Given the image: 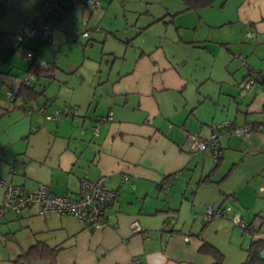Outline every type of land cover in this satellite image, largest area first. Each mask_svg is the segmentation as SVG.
Segmentation results:
<instances>
[{
	"label": "crops",
	"instance_id": "obj_1",
	"mask_svg": "<svg viewBox=\"0 0 264 264\" xmlns=\"http://www.w3.org/2000/svg\"><path fill=\"white\" fill-rule=\"evenodd\" d=\"M53 1L0 0V53L4 44L13 53L20 49L25 38L18 42L17 34L24 25L37 24L36 19L28 20L41 7L70 15L77 6L66 11L69 0H56L59 7H53ZM113 1L99 0L93 9L79 5L80 15L89 23L101 6L110 8ZM124 1L122 28L115 33L109 29L106 34L118 41L120 56L114 55L113 49L104 52L112 59L110 70L115 67L116 74L101 83L97 90L102 93L94 94L93 104L89 103L83 114L78 108L82 101L70 97L67 102L63 97L59 104L56 93L47 92L49 82L65 81L59 79L57 68L53 77L43 75L36 81L34 87L43 94L35 103L50 100L57 107H73L74 116L45 120L40 112L28 114L20 106L21 98L11 104L0 98V122L5 121L0 123V202L2 182L22 185L28 191L44 184L53 194L76 196L82 178L95 180L107 175L106 186L117 192L107 209L108 224L93 229L69 215L40 214L36 206L19 214L8 213L0 220V264H12L37 242L64 248L55 263L22 264H212L214 259L199 251L205 242L223 253V264H251L242 259L238 248L236 259H230L234 254L228 255L216 237L234 225L231 216L238 214L254 227L249 236L264 241V0H216L212 7L197 10H184L180 0H146L145 4L160 5L134 11L133 18L127 15ZM101 20H95L92 27H98ZM47 22L46 18L42 30L37 28L45 34L39 33L42 39L51 31H44ZM223 30H227L225 37H217L223 40L217 43L237 65L230 71L226 64L227 73L220 70L216 77L208 34ZM53 38L54 31L49 40ZM202 54L212 58L207 67L199 64L206 60ZM34 57L44 62L36 54ZM11 58L0 57V70L7 72L1 82L8 87L6 91L16 93L30 62L21 71ZM250 69L258 71L261 79L246 87ZM209 80L217 84L214 92L212 87V92L206 88ZM109 112L111 118L103 120ZM224 122L256 127L246 139L221 134L220 160L209 150H192L190 135L208 138L211 126ZM224 169L227 174L217 179ZM238 169L239 176L233 177ZM122 175L127 179L121 180ZM168 175L174 177L163 184ZM175 187L181 190L175 193L180 194L177 207L166 197L160 202V195H169ZM194 203L215 205L225 215L196 225ZM185 205L193 220L189 227L188 218L177 220ZM165 221L169 222L170 237L162 231ZM134 225L139 229L134 230ZM259 263H264V258Z\"/></svg>",
	"mask_w": 264,
	"mask_h": 264
},
{
	"label": "rangeland",
	"instance_id": "obj_2",
	"mask_svg": "<svg viewBox=\"0 0 264 264\" xmlns=\"http://www.w3.org/2000/svg\"><path fill=\"white\" fill-rule=\"evenodd\" d=\"M145 1L146 0H125L124 2H125L127 15L133 18V15L131 14L136 13L134 11H142L149 9L151 5L153 6L152 8H154V5H160L158 2L145 4ZM121 5H122L121 0H114L110 8H108V5L101 6V8L95 12L93 19L89 23L85 18L81 17L79 5L75 7L74 9L75 13L72 12L70 15L69 14L66 15L61 10L53 11L51 8H49V6H43L39 9L38 13L34 14V16H32L30 20H28V22H30L33 19H36L37 24L35 26L38 29L42 30L47 18V20L50 21L47 23L52 25V28L50 29L51 31H48V33L46 34L48 37L42 39L39 33L34 37H27L20 44V49L14 53L12 51L13 49L11 50L8 44H4L2 47L3 51L0 53V57H5L6 59L8 57L11 58V56L13 55V57L11 58L13 64L15 63L16 65H18L19 66L18 68L21 69V71L26 66V62L28 63V60H26L24 56H22V53L27 51H31L34 54H36L38 60H42L45 63L50 62L55 64L59 72V76H60L59 79L60 80L63 79L65 81L64 83H61L60 81L49 82L50 88L48 89L47 92L56 93V97L61 100L59 104L63 103L62 102L63 97H65L67 102H70L69 100L70 97L71 98L73 97L75 100L82 101L81 105L78 108H79V113L83 114L86 111L88 104L90 103V106L93 104L92 98L94 94L95 96H97V94L102 93V91L97 90L101 85V83L105 82V80L108 77L112 79V76L116 74L114 71L115 67L114 70H110V67H112L111 65L113 63L112 59H109V56L105 55L104 52H108V50L113 49L114 55L120 56V52L117 49L118 41L115 40L114 37H111L110 34L108 35L106 34L108 33L107 30L109 29H111L109 32L115 33L114 30L122 28L121 26L122 18L120 17ZM105 10L106 12L104 15ZM143 16L144 15H141L140 20H143L142 18ZM57 18H60L59 19L60 22L58 23L56 21ZM100 18H102L101 20L102 23L98 24V27H95L98 28L99 32H91L89 36L83 37L81 35L82 32L84 30L93 29L92 25L96 24V22L94 21ZM53 31H54V38L51 41L49 40V35ZM191 32L193 33V31ZM226 32L227 30H223L222 32L215 31L216 34L213 36H210L208 34L209 37L208 39H212L211 40L212 42H208L207 44L209 45V48H211V51L214 56L213 63H215L216 65L215 66L216 67L215 73L217 75L216 77H219V74L221 73L220 70L223 71L224 73H227L224 70L226 64L229 66L228 68L230 71L231 70L233 71V68L237 65L235 61H229L230 54H227L224 46H221L217 43L223 41V40L221 41L218 40L217 37L218 38L219 36H221L220 38L225 37ZM118 33L120 37L125 39L122 32H118ZM104 38L107 39V43L106 46L103 47L102 42ZM199 44L200 43H198L197 45ZM201 44H203V42ZM231 46L230 44H227V47H229V49H232ZM202 57H204L206 60L199 61L200 65H204V66L206 65L207 67L210 63H212L211 57L207 58L203 54ZM5 65L6 66L4 68L7 69L8 62ZM15 67L17 69V66ZM237 70L239 71V68ZM199 72H201L202 74V71ZM5 73L7 72H5L4 70L2 71L0 70V98L4 102H8L9 104H11L10 98L7 97L5 94L6 89L8 87L1 82V77L2 75H6ZM207 86L208 87L206 88L210 90V92H212V90L209 87H212L214 92V88L217 86V84L214 81L209 80ZM58 89L61 90L57 91ZM214 95L215 94L213 93L212 98L214 97ZM212 101H215V98ZM50 102L51 104L54 105L52 101ZM1 122H5V121L2 120ZM1 125L2 124H0V126ZM47 125L49 126L50 124ZM209 163H210L209 165L212 164L211 161ZM240 170L241 169H238V171L233 175V177L239 176ZM225 171L226 169L218 173L216 175V178L218 179L220 176H222V173L225 174ZM249 172L250 171H248L246 175H248ZM250 187L252 190L253 184H250ZM178 189L179 187L173 188V190L171 191V193H169V195L163 192L159 197L160 202H162L166 197L167 200H171L172 203H175L177 207L180 201V194L178 193L175 194V193L176 190ZM180 191L181 190L179 189L178 192ZM188 192L190 193V190ZM189 193H187L186 196H188ZM186 206L187 205H185V207L184 206L182 207L180 211V216L178 217V219L177 217L175 219L179 221H183L184 219L187 220L189 216L187 214L188 211L186 209ZM193 206H195L196 208L194 211L197 212V214H195L194 216L197 220L196 225H198V223L200 225H204L203 222L206 223L209 222L206 221L203 217L204 210L208 205L200 206V204L198 205L197 203H194L192 207ZM202 207H204V210ZM162 215H164V213H162ZM159 219H161V217H159ZM159 219L157 218L156 221L157 225H159L160 223ZM192 221H193L192 219L187 220L188 227L192 225ZM160 226H157V229L154 231V233H157V230L159 229ZM162 226H163L162 231H165L164 224ZM163 234H166L167 236L170 237V233L167 234L166 232H163ZM255 239H256L255 235L248 236L243 232V230L239 226L237 227L234 225H230V227L226 228L224 235L222 236L219 235L216 237L217 243L228 252V255L229 252H232L234 254V256L230 255V259L236 257L237 255L236 249L238 248V253L243 256L242 259H245V261L247 260V256L245 257V249L249 247L250 242ZM228 260H229V256H228ZM251 264H258V262H254ZM259 264H264V263H259Z\"/></svg>",
	"mask_w": 264,
	"mask_h": 264
},
{
	"label": "built area",
	"instance_id": "obj_3",
	"mask_svg": "<svg viewBox=\"0 0 264 264\" xmlns=\"http://www.w3.org/2000/svg\"><path fill=\"white\" fill-rule=\"evenodd\" d=\"M81 5L87 9H93L99 6V0H69L66 11L70 6ZM53 7H59L60 5L56 0L52 2ZM52 28V25L46 23L44 31H48ZM98 28L85 30L82 32L83 37H87L91 32H97ZM40 33L37 27L32 25H24L17 34V41L21 42L26 37H31ZM46 33V32H45ZM41 36L45 34L40 33ZM26 60L30 62L29 68L24 72L20 79V83L24 85H32L40 79L43 75L54 76L56 67L51 66L48 63L36 61L33 52L27 51L24 53ZM241 58V57H240ZM242 65H245V61L241 58ZM261 79V75L250 69L248 71V77L245 85L251 86L256 81ZM7 97L10 100L14 99V91L8 90L6 92ZM48 102L35 107L28 103L26 105V112L32 114L35 110L43 114L45 120L55 121L61 116H74L76 111L67 106H60L54 108L51 112L48 110ZM111 112L107 114L104 119H110ZM253 130V124L246 123L243 125H234L231 122H224L221 124H213L211 126L210 135L208 138H200L195 135H190V143L192 150L205 151L209 150L212 157L215 160H219L222 157V147L219 137L224 134L228 137L232 135L241 136L246 139ZM95 133L97 129L94 128ZM13 171V169H12ZM125 175L121 176V180H126ZM107 175H101L95 180L88 178H82L80 181L79 193L76 196L71 194L56 195L49 191L48 187L44 184H39L35 190L28 191L22 185H16L12 183L2 182L4 189L3 197L0 202V220L8 213L19 214L24 209L31 206H36L38 213L50 214L56 213L61 215H69L76 218L78 221L83 222L87 226L93 229H99L107 226V209L111 201L116 197V190L110 189L106 186ZM223 211L215 205H208L204 210V219L211 220L216 217H221L225 214ZM231 221L234 225L239 226L246 235H250L253 232V228L250 224L245 222L244 218L238 214L231 216ZM169 222L164 223V230L168 234ZM134 230L139 229L134 225Z\"/></svg>",
	"mask_w": 264,
	"mask_h": 264
},
{
	"label": "trees",
	"instance_id": "obj_4",
	"mask_svg": "<svg viewBox=\"0 0 264 264\" xmlns=\"http://www.w3.org/2000/svg\"><path fill=\"white\" fill-rule=\"evenodd\" d=\"M180 1L184 5V10H197L200 8L212 7L216 0H180ZM48 64H50L51 66H55V64H53V63H48ZM254 71H256V70H254ZM256 72H258V71H256ZM247 77H248V74L246 76V79H247ZM245 82H246V80H245ZM35 84H36V82L33 83L32 85L27 86V85L20 83L18 90L16 91V93L14 92V99H12L11 101L13 102V101H15V99L21 98V99H23V103L20 106H22L24 110H25L26 105L28 103L32 104L36 109V107L40 104L35 103V101H37V99L40 97V95L43 94V91H38L34 87ZM45 102H48V104H49L48 110L50 112L54 108L57 107V106L52 105L50 100H47ZM67 107H69V106H67ZM69 108L74 109L73 107H69ZM35 111H37V110H35ZM64 116H66V115H64ZM255 127H256V124H253V128H255ZM173 177H174V175L166 176L163 179L162 183L166 184V182L172 180ZM116 196H117V192H116ZM115 198L111 201V203L115 200ZM110 204H109V206H110ZM165 223H166V221H165ZM63 248H64V246H56L54 248H49L45 244L37 242L34 245L27 248L26 250H24L23 252H21L19 255H17L16 259L12 262V264L32 263L35 261H46L48 263H55L57 254ZM262 248H264V241H262L260 239L252 240L249 244V247L247 248V251H246L247 252V255H246L247 260L246 261L248 263H254V262L260 261L261 260L260 251L262 250ZM199 251L201 253L210 255L214 259V262L212 264H223V261H224L223 253L220 250H218L215 246L211 245L210 243H208V242L203 243L202 246L200 247Z\"/></svg>",
	"mask_w": 264,
	"mask_h": 264
},
{
	"label": "water",
	"instance_id": "obj_5",
	"mask_svg": "<svg viewBox=\"0 0 264 264\" xmlns=\"http://www.w3.org/2000/svg\"><path fill=\"white\" fill-rule=\"evenodd\" d=\"M260 256H261L262 258H264V250H261V252H260Z\"/></svg>",
	"mask_w": 264,
	"mask_h": 264
}]
</instances>
